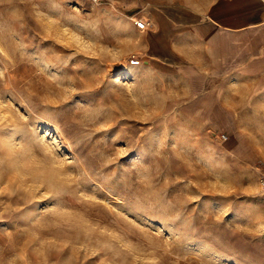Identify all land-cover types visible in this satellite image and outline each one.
<instances>
[{
  "label": "rangeland",
  "instance_id": "rangeland-1",
  "mask_svg": "<svg viewBox=\"0 0 264 264\" xmlns=\"http://www.w3.org/2000/svg\"><path fill=\"white\" fill-rule=\"evenodd\" d=\"M149 2L0 0V264H264L202 81L136 52Z\"/></svg>",
  "mask_w": 264,
  "mask_h": 264
},
{
  "label": "crops",
  "instance_id": "crops-1",
  "mask_svg": "<svg viewBox=\"0 0 264 264\" xmlns=\"http://www.w3.org/2000/svg\"><path fill=\"white\" fill-rule=\"evenodd\" d=\"M150 1L142 19L152 28L136 29V52L148 66L202 81L201 91L194 86L203 110L226 132L223 147L252 164L257 183L264 163V0Z\"/></svg>",
  "mask_w": 264,
  "mask_h": 264
},
{
  "label": "built area",
  "instance_id": "built-area-1",
  "mask_svg": "<svg viewBox=\"0 0 264 264\" xmlns=\"http://www.w3.org/2000/svg\"><path fill=\"white\" fill-rule=\"evenodd\" d=\"M94 4L100 2V0H91ZM134 25L136 29H138L141 32L147 31L152 28V24L142 18L135 19ZM140 61L137 57H132L130 61L131 66H139ZM221 139L225 140L226 137L224 135H221ZM257 185L261 192L264 194V163H258L257 165Z\"/></svg>",
  "mask_w": 264,
  "mask_h": 264
}]
</instances>
